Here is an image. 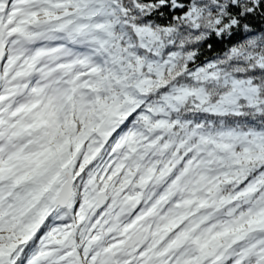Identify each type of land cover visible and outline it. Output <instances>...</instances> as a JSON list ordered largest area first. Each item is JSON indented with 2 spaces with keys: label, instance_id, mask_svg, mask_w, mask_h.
<instances>
[{
  "label": "snow or ice",
  "instance_id": "6c2138e0",
  "mask_svg": "<svg viewBox=\"0 0 264 264\" xmlns=\"http://www.w3.org/2000/svg\"><path fill=\"white\" fill-rule=\"evenodd\" d=\"M0 264H264V0H0Z\"/></svg>",
  "mask_w": 264,
  "mask_h": 264
}]
</instances>
